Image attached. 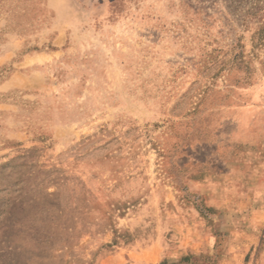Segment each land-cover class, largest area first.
Here are the masks:
<instances>
[{"label": "rangeland", "instance_id": "1", "mask_svg": "<svg viewBox=\"0 0 264 264\" xmlns=\"http://www.w3.org/2000/svg\"><path fill=\"white\" fill-rule=\"evenodd\" d=\"M0 264H264V0H0Z\"/></svg>", "mask_w": 264, "mask_h": 264}]
</instances>
